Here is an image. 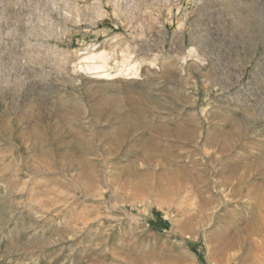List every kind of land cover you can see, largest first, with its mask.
<instances>
[{
    "label": "rangeland",
    "instance_id": "1",
    "mask_svg": "<svg viewBox=\"0 0 264 264\" xmlns=\"http://www.w3.org/2000/svg\"><path fill=\"white\" fill-rule=\"evenodd\" d=\"M0 264H264V0H0Z\"/></svg>",
    "mask_w": 264,
    "mask_h": 264
},
{
    "label": "bare ground",
    "instance_id": "2",
    "mask_svg": "<svg viewBox=\"0 0 264 264\" xmlns=\"http://www.w3.org/2000/svg\"><path fill=\"white\" fill-rule=\"evenodd\" d=\"M106 61L107 57L103 54H88L81 59V62L84 64L80 68L86 71H95L97 72V74H99V76L101 75L100 77H106L110 79L114 76V74L108 72V70L106 69ZM121 65L126 68L127 75H132L133 77L135 76L137 70L134 68L133 65L124 64V62Z\"/></svg>",
    "mask_w": 264,
    "mask_h": 264
}]
</instances>
